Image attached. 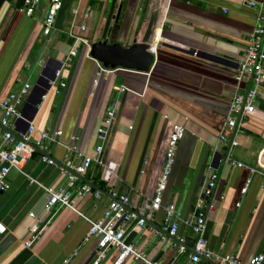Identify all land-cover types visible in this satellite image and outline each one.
Returning <instances> with one entry per match:
<instances>
[{"label": "crops", "instance_id": "obj_1", "mask_svg": "<svg viewBox=\"0 0 264 264\" xmlns=\"http://www.w3.org/2000/svg\"><path fill=\"white\" fill-rule=\"evenodd\" d=\"M137 1L128 11L129 1L123 5V0L103 4L99 10L92 8V0H61L50 33L43 34L48 0H39L28 16L21 11V0H0V99L28 83L19 105L20 111L24 106L28 112L43 89L42 85L32 88L35 80L40 75L46 85L73 44L71 32L88 43L105 36L108 43L118 41L122 46L138 40L152 0L141 7ZM254 22V9L239 0H162L154 58L146 73L102 68L87 56L85 45L76 46L75 55L68 57L62 69L65 86L58 93L46 92L44 99L38 96L31 121L39 129H59L62 141L93 155L95 128L105 108L115 102L99 154L101 165L91 163L82 180L68 189L72 195L81 181L93 185L98 175L102 184L101 189L94 185L100 191L98 198L88 194L74 198V205L88 218L101 217L111 190L125 192L133 207L152 196L171 124L179 123L184 132L176 144L161 204L169 202L182 220L192 219L202 199V185L215 172L213 207L205 214V222L211 224L204 238L206 246L219 255H234L241 264L258 253L264 255V82L256 86L253 110L241 116L235 131H226L223 125L230 97L253 84L236 78L235 63L216 58L226 54L238 59ZM79 25L85 29L80 31ZM261 66L264 70V60ZM35 68L37 75L30 83ZM25 69H30L28 74ZM22 128L20 120L13 130ZM70 136L76 139L70 141ZM44 152L57 163L41 162L36 151L23 170L42 185L63 187L66 180L60 166L66 148L48 144ZM6 180L8 188L0 191V264H90L96 238L85 239L88 223L64 206L53 209L51 216L44 213L45 193L16 170L11 169ZM30 212L33 217L28 216ZM48 217L42 232L24 246L33 219L41 225ZM161 218L160 209L143 227L131 221L121 223L124 241L160 264H206L191 261L189 249L177 253L161 240ZM179 238L185 243L194 239L181 221L175 235ZM116 253L109 247L98 264H113ZM120 264L139 262L127 256Z\"/></svg>", "mask_w": 264, "mask_h": 264}, {"label": "built area", "instance_id": "obj_2", "mask_svg": "<svg viewBox=\"0 0 264 264\" xmlns=\"http://www.w3.org/2000/svg\"><path fill=\"white\" fill-rule=\"evenodd\" d=\"M248 8L254 9V25L246 37V43L241 56L237 59L239 67L236 70L237 79H249L252 86L248 87L244 92H236L230 97L229 105L226 112V118L223 128L226 131L233 132L238 127V121L242 115L253 110V101L256 94V86L264 82V70L261 63L264 60V0H239ZM39 0H21V11L25 15L33 13L38 5ZM61 8V0H48L47 7L42 19V33L48 34L54 23L55 16ZM225 12V9H222ZM78 29L83 31L84 25H79ZM72 37L73 44L67 52V55L59 61L58 66L52 71L51 77L46 80L47 87L45 92L40 95V99H44L46 92L52 91L58 93L65 86L62 76V69L68 65V57L75 55L77 45H85L86 51L88 42L79 34L69 33ZM121 90L123 87H120ZM29 90L28 83H23L18 92H9L0 99L1 116L0 126V191L8 188L6 180L7 174L11 169L16 170L23 175L29 182L37 184L45 193L46 200L43 205V211L52 215V210L61 206L67 207L76 216L84 219L88 223L85 239L89 237L96 238V248L90 264H98L105 256V252L109 247L116 249V257L113 264H120L124 257L130 256L133 260L142 264H160L158 261L148 259L141 251L137 250L130 243L124 241V230L120 226L124 222H134L135 225L143 227L145 219H150L157 210H162V229L164 234L160 235L161 240L175 247L177 253H182L187 249L183 239H172L176 235L178 223L184 222L189 226L194 234L191 250L189 251V259L193 262L203 260L206 264H241L234 255H219L214 253L206 246L205 239L202 236L205 214L212 209L213 192L217 181V174L210 172L205 179L201 188L202 199L199 200L193 216L190 220H182L180 213L174 209L171 203L161 204V194L165 188V183L169 175L173 157L178 140L184 132L183 125L172 123L170 132L166 142L164 157L160 174L156 180V184L151 197L143 199L140 205L133 207L125 192L111 190L106 206L102 210L101 217L96 220L88 218V216L74 205V198L91 195L98 198L100 191L92 188L88 183H80L76 186L73 194L68 190L74 182L78 181L77 175H83L90 167L91 163L101 165L99 154L103 149V144L107 139L108 131L111 126L115 102L110 103L104 110L100 123L94 131L93 155L80 152L74 145L67 144L60 139L61 131L59 129L49 131L47 129H39L33 125L32 121H28L23 131L16 132L18 137L11 132L14 131L16 124L23 119L19 110L21 97ZM220 139H224L222 134ZM76 139L70 136V141ZM232 140L230 141V143ZM48 144L61 145L66 148L67 154L61 160L60 171L65 177V185L59 188H51L49 186L38 183L34 178L30 177L24 170L23 166L26 160L35 153L34 148L42 151ZM38 159L49 165H55L56 161L46 154L38 153ZM78 159V160H77ZM237 165H241L237 163ZM247 181L241 188L243 193L246 189ZM29 217L33 214L28 213ZM49 216V217H50ZM49 217L41 225L37 218H34L27 228V238L23 241L24 246L28 247L31 242L37 238L42 232ZM3 232L0 226V233ZM264 255L258 253L249 260L247 264H262Z\"/></svg>", "mask_w": 264, "mask_h": 264}, {"label": "water", "instance_id": "obj_3", "mask_svg": "<svg viewBox=\"0 0 264 264\" xmlns=\"http://www.w3.org/2000/svg\"><path fill=\"white\" fill-rule=\"evenodd\" d=\"M161 4H162V0H152L141 36L139 37L138 40L134 39L128 46H122L118 41L108 43L107 36H105L101 39L88 43L87 56L95 60L97 63L100 64L102 68L105 69L120 68V69L140 72V73H146L149 70V67L153 62V58H154V54H153L155 50L154 43H155L157 23H158ZM189 52H193V49H190ZM216 58L220 61L235 63L237 67H239V63L237 62V59L233 60L232 57L226 54H222L221 56ZM41 77L42 76L39 75L32 86V88L35 89L36 86L42 85L43 89L39 92L38 96L44 93L45 88L47 87V85H43V83L40 81V79H42ZM249 81H251L250 78ZM38 96L36 97L35 100L31 101L30 103L31 107L28 112H25L24 106L22 107L21 113L23 119H21V122L23 124V128L20 131H23L24 128L27 126L28 121L31 120L33 112L35 111L34 104L39 102ZM11 132L14 136L18 137L16 132L12 130ZM230 141L231 140H229V144ZM34 149L37 152L46 154L44 151L38 148H34ZM46 155L50 157V155L48 154ZM219 156L220 155L217 153L216 157ZM224 157H226V153L225 155H223V159ZM77 177L78 179L82 180L81 175H77ZM90 186L95 188V186L92 184H90ZM144 221L146 223L149 222L145 218ZM210 226L211 224L209 222L204 223L203 232H202L203 238H206ZM172 239L176 240L175 236H172ZM191 244H192V240L186 243L187 249L191 250Z\"/></svg>", "mask_w": 264, "mask_h": 264}, {"label": "rangeland", "instance_id": "obj_4", "mask_svg": "<svg viewBox=\"0 0 264 264\" xmlns=\"http://www.w3.org/2000/svg\"><path fill=\"white\" fill-rule=\"evenodd\" d=\"M128 1H129V2H128ZM112 2H113V0H102V1L99 3V2H97L96 0H92V4H91V6H92L93 9H95V10H99V8H102V5H103V4H106V3H107V6H110V4H111ZM127 2H128V4H127L126 6H127V8H128V11H129V9L134 8V5H133L134 0H123V3H122V4L124 5V4L127 3ZM144 2L146 3L147 0H138V1H137V7H141L142 4H143ZM131 6H133V7L131 8ZM30 69H31V68H30ZM30 69H25V72L28 74ZM37 71H38V68H35V69H33V71L30 73V75H29V81H30V83H33V81L35 80L36 75H37Z\"/></svg>", "mask_w": 264, "mask_h": 264}, {"label": "trees", "instance_id": "obj_5", "mask_svg": "<svg viewBox=\"0 0 264 264\" xmlns=\"http://www.w3.org/2000/svg\"><path fill=\"white\" fill-rule=\"evenodd\" d=\"M97 178H98V175H95L92 179V183H93V185L97 186V188L101 189L102 184L100 183V181L97 180ZM78 181H79V179H78ZM80 183H83V182L81 181Z\"/></svg>", "mask_w": 264, "mask_h": 264}, {"label": "bare ground", "instance_id": "obj_6", "mask_svg": "<svg viewBox=\"0 0 264 264\" xmlns=\"http://www.w3.org/2000/svg\"><path fill=\"white\" fill-rule=\"evenodd\" d=\"M158 37V29L156 30V36H155V38H157Z\"/></svg>", "mask_w": 264, "mask_h": 264}]
</instances>
